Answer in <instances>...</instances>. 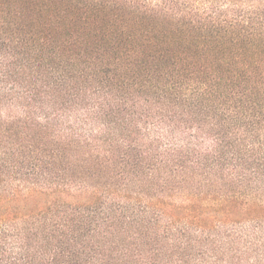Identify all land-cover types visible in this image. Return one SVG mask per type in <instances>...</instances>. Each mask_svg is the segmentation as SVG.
Returning a JSON list of instances; mask_svg holds the SVG:
<instances>
[{
  "label": "trees",
  "instance_id": "trees-1",
  "mask_svg": "<svg viewBox=\"0 0 264 264\" xmlns=\"http://www.w3.org/2000/svg\"><path fill=\"white\" fill-rule=\"evenodd\" d=\"M0 264H264V0H0Z\"/></svg>",
  "mask_w": 264,
  "mask_h": 264
}]
</instances>
